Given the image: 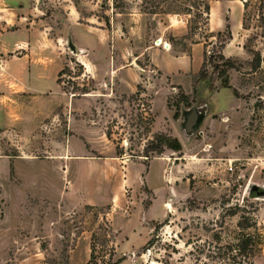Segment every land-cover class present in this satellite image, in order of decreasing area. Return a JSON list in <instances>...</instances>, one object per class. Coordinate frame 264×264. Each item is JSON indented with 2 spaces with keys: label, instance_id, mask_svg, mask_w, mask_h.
<instances>
[{
  "label": "rangeland",
  "instance_id": "rangeland-1",
  "mask_svg": "<svg viewBox=\"0 0 264 264\" xmlns=\"http://www.w3.org/2000/svg\"><path fill=\"white\" fill-rule=\"evenodd\" d=\"M242 1L246 53L227 68L220 56L230 30L209 31L203 10L211 0H0V97L21 87L12 66L58 61L67 99L57 115L41 121L66 127H0V157L11 160L0 161V184L11 198L9 206L0 204V264H264V196L249 192L254 183L264 186V0ZM200 42V68L182 75L184 87L150 63L153 45L170 44L172 53L193 59ZM136 62V69L127 68ZM114 65L120 68L110 74ZM226 68L231 87L222 83ZM184 95L190 107L209 106L192 136L180 123L182 110L190 108ZM2 109L0 124L14 123L20 111ZM160 134L177 137L182 149H152ZM70 142L90 155L113 150L126 160L121 174L115 164L116 197L104 206L72 209L66 198L29 196L20 208L23 186L36 194L50 188L58 197L62 186L77 180L79 162L69 170L62 160L48 158ZM19 156L32 160L12 165ZM158 156L167 162L148 160ZM10 166L23 175L11 176L21 185L8 181ZM126 175L132 187L124 185ZM144 179L155 198L144 191ZM87 183L83 179L80 186ZM165 199L168 215L157 221ZM244 233L257 238L252 259L229 246Z\"/></svg>",
  "mask_w": 264,
  "mask_h": 264
},
{
  "label": "crops",
  "instance_id": "crops-1",
  "mask_svg": "<svg viewBox=\"0 0 264 264\" xmlns=\"http://www.w3.org/2000/svg\"><path fill=\"white\" fill-rule=\"evenodd\" d=\"M244 13H245V4L242 0H211L210 2V18H209V31L211 33L221 32L225 28H228L231 32L232 37L226 41L222 53L226 58L237 59L244 56L246 53L244 38L241 36L242 30L244 27ZM148 53L150 56V63L154 66V69L160 72L161 75L170 79L173 83L180 84L182 75H187L190 73L196 74L201 65L202 55H204L205 46L203 43H196L193 47L192 53L193 56L196 57L197 61H194L195 57L192 59V55L182 54L176 55L172 53L169 48H160L159 45H153L148 49ZM97 51V50H96ZM91 52L95 54V50L91 49ZM136 59L138 56L135 57ZM82 64H86L85 61ZM86 66V65H85ZM136 63H131L128 67L137 68ZM17 69L18 74L15 78L19 81L20 89L17 92L11 93L9 95H5V97H0V105L2 106V111L4 114L6 112L12 113L13 111L19 110L17 117L13 119L12 122L5 123L6 125H1L0 127H66L63 124H49V123H41L42 118H47L49 116L57 115V111H59L61 103L66 99V95L60 89V84L58 82V74L60 71V65L58 61H39L34 63H23L19 62L18 65L12 66V69ZM93 68V64H91V69ZM120 67L114 65L112 70L109 73L115 74ZM126 68V67H125ZM142 70H146L142 68ZM112 72V73H111ZM184 73V74H183ZM114 76V75H113ZM183 86V84L181 83ZM184 87V86H183ZM7 99L10 100H18L25 99V102L19 103L15 105L14 103H8ZM22 110V111H21ZM82 146L73 145V142L69 143V147L64 150V152L60 153L56 156H49V159H59L62 160L64 165L68 167L71 166L72 162H79L78 169L74 172L77 177L74 181L69 185H64L60 189V196H54V192L49 188L47 191H44L41 194H36L32 191H29L27 187L23 186L20 189V208L24 207V202L28 199L29 196L37 197L39 199H46L50 201H62L65 200V203L73 208L83 207V206H104L107 200L116 197V194L113 193L114 189L112 188L113 181L118 173V167H115V164L118 163L119 166V174L123 171L124 162L126 160H122L113 150L109 151L104 155L98 154H87V150ZM94 152V150H92ZM86 152V153H85ZM0 161L3 159H7L9 161V165H11L10 157L1 156ZM14 162L12 165L16 166L17 160H32L31 156H19L13 158ZM155 159L165 160L163 156L153 157L152 159H148L153 161ZM146 161V159H143ZM167 162V160H165ZM91 168L93 172L86 173L84 167ZM84 170V171H83ZM117 172V173H115ZM12 173L18 174L20 177V171L17 170V167L14 168L12 172V168H9V174L7 175V179L10 183H14L19 186L21 184H16L12 179ZM124 175V174H123ZM169 179V176H166ZM84 179V181H88L86 187H81L80 182ZM147 179V178H146ZM144 185V191H150L153 194L152 198H155V192L152 184L147 180ZM98 180L103 183V187L99 185ZM141 180L143 178L141 177ZM89 181L92 183L89 185ZM123 182L125 186L132 187V178H128V176H123ZM23 184V183H22ZM67 186L69 190H67ZM104 186L108 187V190H104ZM66 188V189H65ZM71 188V190H70ZM173 190V187H172ZM69 191L72 192L69 193ZM174 191V190H173ZM89 192V193H88ZM94 192V193H93ZM67 194V195H66ZM69 196V197H68ZM174 194L171 195L170 198L174 200ZM151 198V199H152ZM169 198V197H168ZM150 199L148 205V211L151 213L153 202ZM10 196L9 193L5 190V188L0 184V204L3 206L10 205ZM169 199H165L163 201L164 210L162 211V218L157 221L164 220L168 215V204ZM113 204V203H112ZM68 206V205H66ZM156 221V220H155ZM90 243H88V255L91 252ZM77 248V247H76ZM74 248V250L76 249ZM72 248V252L74 251ZM34 255L38 254L37 252L33 253ZM35 260L32 261L31 264L34 263ZM38 264H47L45 262L38 261Z\"/></svg>",
  "mask_w": 264,
  "mask_h": 264
},
{
  "label": "trees",
  "instance_id": "trees-1",
  "mask_svg": "<svg viewBox=\"0 0 264 264\" xmlns=\"http://www.w3.org/2000/svg\"><path fill=\"white\" fill-rule=\"evenodd\" d=\"M245 7H247V3L245 2ZM204 13L207 15V21L209 25V18H210V2H207L204 4ZM264 23V19H263ZM221 32L218 33L220 35ZM213 35V34H212ZM228 38L224 40L225 42L232 37L231 32H229ZM224 42V43H225ZM220 58L225 59L224 55H221ZM226 67L227 68H233L234 65L232 63V60L230 58L226 59ZM205 66V62H204ZM223 69L221 76L223 77L222 83L224 87H231L229 79H228V69ZM200 73L203 75L205 74V71L202 69ZM185 101L188 104V107L191 105L188 103L187 96L184 95ZM178 115L176 114V117ZM158 141L159 144L155 145L152 149L157 150L158 153H162L164 151L165 147H168L174 151H179L182 149V143L177 137L168 136L165 134L158 135ZM145 156L148 157V154H145ZM232 250H235L237 253L236 255H242L247 256L249 259H252V257L255 254L256 246H257V238L252 233H244L240 238L237 239L236 243L229 245ZM93 258V249L91 251L90 255V261ZM112 264H119L118 261L112 263ZM250 264H252V261L250 260Z\"/></svg>",
  "mask_w": 264,
  "mask_h": 264
},
{
  "label": "water",
  "instance_id": "water-1",
  "mask_svg": "<svg viewBox=\"0 0 264 264\" xmlns=\"http://www.w3.org/2000/svg\"><path fill=\"white\" fill-rule=\"evenodd\" d=\"M73 49L74 45L71 43ZM209 112L208 104H196L188 109H183L181 114V125L188 136L196 134L202 126ZM249 192L252 197L264 196V186L252 184L249 187Z\"/></svg>",
  "mask_w": 264,
  "mask_h": 264
},
{
  "label": "built area",
  "instance_id": "built-area-1",
  "mask_svg": "<svg viewBox=\"0 0 264 264\" xmlns=\"http://www.w3.org/2000/svg\"><path fill=\"white\" fill-rule=\"evenodd\" d=\"M166 44H167V43H164V48H167V47H166ZM168 48H170V44H169V47H168Z\"/></svg>",
  "mask_w": 264,
  "mask_h": 264
}]
</instances>
